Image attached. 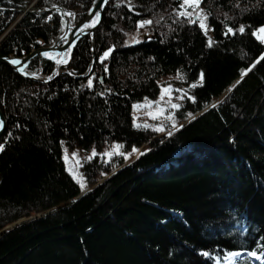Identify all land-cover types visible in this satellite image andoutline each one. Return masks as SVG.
<instances>
[{
	"label": "trees",
	"instance_id": "16d2710c",
	"mask_svg": "<svg viewBox=\"0 0 264 264\" xmlns=\"http://www.w3.org/2000/svg\"><path fill=\"white\" fill-rule=\"evenodd\" d=\"M35 1L64 6L79 22L96 0H0V57L26 55L63 31L58 13L24 11ZM181 2L132 0L129 8L110 0L94 36L78 42L70 72L49 83L0 65L8 119L0 233L57 208L2 232L0 264H215L201 250H264V43L251 34L264 24V0H206L207 36L177 15ZM139 19L159 23L138 29ZM229 26L236 35L223 34ZM139 31L141 42L132 43ZM28 69L50 75L55 64L37 57ZM201 70L203 86L189 88ZM178 73L171 82L196 97L181 100L178 120L227 95L171 136L135 127L133 106L157 98L160 80ZM62 141L98 153L114 143L125 153L145 150L129 163L119 154L85 160L91 190L71 202L85 190L66 169ZM238 264L255 263L245 256Z\"/></svg>",
	"mask_w": 264,
	"mask_h": 264
},
{
	"label": "snow or ice",
	"instance_id": "6c2138e0",
	"mask_svg": "<svg viewBox=\"0 0 264 264\" xmlns=\"http://www.w3.org/2000/svg\"><path fill=\"white\" fill-rule=\"evenodd\" d=\"M101 2V0H97V6L99 5V3ZM102 2L106 5L109 0H102ZM120 3H127L129 8H134V5L132 3V0H120ZM206 3V0H182L181 3L178 4L177 6V15L179 17L184 18L185 22L190 23V24H197L199 25V28L202 29L204 31V34L207 36L208 35V29L210 27L208 21H209V17L211 15L210 11L208 9H206L203 5ZM239 6V4H237V7ZM69 15H72V13H68ZM92 19H90L88 22H86L84 24V28H89V27H96L100 22H101V15L99 11H96L94 13H91ZM193 17H198L197 19H193ZM49 20L52 19V17H48ZM162 19V18H161ZM137 28H146L147 26H151L154 25L156 23H159L158 20H153V19H139L135 21ZM240 34H244L246 32V28L243 24L240 25L239 29H238ZM262 33H264V24L259 25L255 31H253L251 34L257 36V38L261 41V43H264V35H261ZM139 33H137L138 35ZM225 36L232 34L233 36L237 34V30L234 29L233 27L229 26L227 27V30L223 33ZM149 39H151V36H148ZM132 43H139L141 42L139 39H137V36L134 35L131 37ZM67 42V41H65ZM37 43L42 44L43 41H38ZM209 46L212 45V40L209 39L208 41ZM115 50V45H113L112 47L108 48L107 50L103 51L102 55H100L99 60L101 64H104L105 60L107 58L110 57L111 53ZM43 55L45 57H49L50 59H54L57 60V63L60 64H67L70 56H71V49L67 50L64 53H56V54H52L50 52H43ZM5 59H9L8 57H5ZM150 59H154L150 58ZM261 60H264V56L261 57ZM260 61L258 60L257 63H259ZM10 63L14 66L16 65H21L22 64V60L20 58H12L10 59ZM27 67V65H25V67H21L18 68V71L22 72L24 75H33L35 76L36 74L33 73H29L27 71H25V68ZM252 67H255V64L252 65ZM104 71L107 72V66L105 65L104 67ZM247 71H251V69H248ZM59 74V73H57ZM71 74V73H70ZM178 75H181L180 73H178ZM47 79L51 80L52 77L48 76ZM186 79V77H185ZM205 81V73L203 70L200 71L198 78L196 81L192 82L189 85V88L191 89H196L197 87H202L203 83ZM101 82H103V79L101 78ZM159 83V82H158ZM88 86L91 87L93 86V79H88ZM174 91H179L181 93H183L179 99L180 100H184V99H189L191 100L193 103L196 102V97L195 95H191L189 93H185L183 88H178V89H174L173 85L171 83L167 84V85H160V96H159V101H148V98L145 97V103L143 105L141 104H136L133 107L139 109L141 107H146L151 109L153 104H156L157 107L155 108V110H150L148 112V115L152 117V119H158L160 117H165L168 121L171 122L172 127L176 128L177 127V120H176V116L174 113L172 112H168L166 115V111H165V107H164V103H166L168 105V107H170L171 109H180L182 107V105L178 102H173V100L171 99V97L174 94ZM104 93H101V95H103ZM165 96H168L170 99H168L165 102ZM215 107V105H213ZM188 116H192V113H188ZM134 126L139 128V127H144V128H153L154 131L157 132H161V133H166L167 136H171L173 133L171 131H167L166 127L163 124H158L155 127H153V125L144 123L143 125H141L138 122L134 121ZM180 128H183L184 125L180 124L179 125ZM5 128V124L3 120H0V131H3ZM8 135L10 136L11 133L9 132ZM63 143V141L61 142ZM116 152H112V151H106L103 153H98L95 148H93L91 150V155H89L87 157L88 161L93 160L95 157L100 156L101 158L103 157H108V159H111V157L114 154H119V155H124L125 158H127L128 156L131 155L130 152L125 153V152H120V145H116ZM6 148V144L5 143H0V152L5 151ZM132 151L136 152L139 151L137 148H135V146L132 147ZM143 154V153H141ZM72 156L76 158V164L80 167H83V165L81 164V157H79L78 152L74 151L72 153ZM64 160L67 163L69 160V157L67 155V149H65V156H64ZM107 162V161H105ZM69 172L73 175V177L75 178L78 174L76 171L73 170V168H69ZM83 180L82 174H81V180L78 181L80 183V187L81 189L85 188V184L83 182H81ZM219 247V246H217ZM261 248L264 249V245H261ZM226 254L221 255L219 252L213 254L210 251L207 250H201V255L203 257H207L209 259H215L216 264H219L220 260L223 259L224 261L227 262V264H237V260L239 258H241L242 253L243 252H247V257H251V258H255L256 260H264V250L262 251H249L248 249H242V250H225Z\"/></svg>",
	"mask_w": 264,
	"mask_h": 264
},
{
	"label": "water",
	"instance_id": "95a60500",
	"mask_svg": "<svg viewBox=\"0 0 264 264\" xmlns=\"http://www.w3.org/2000/svg\"><path fill=\"white\" fill-rule=\"evenodd\" d=\"M110 1V0H109ZM109 3V2H108ZM108 3L105 5L102 0L99 3V5L97 6V0L95 1V3L91 6V8L88 10L86 16L84 17V19H82L79 22H76L74 20L73 22V12L69 9H67L64 6H55V7H42L36 10H27L30 12H51V13H58L65 21V28L64 30L55 38V40L49 44V45H41L39 47H37L36 49L32 50L29 54L23 55V56H6L9 59H5V57H0V65L4 64L9 66L11 69H13L15 72H17L18 74H20L21 76L27 78V79H31L33 81L36 82H41V83H49L51 82L53 79L61 76L62 74L65 73H69L70 71L68 70V67L72 61L73 58V53L74 50L78 44V42L83 39L84 37H88L91 36L93 37L95 32L97 31V29L101 26L102 22H103V18H104V13H105V9L108 5ZM5 7H0V10H5ZM96 11L100 12L101 15V22L96 26V27H89V28H84V24L86 22H88L90 19H92L91 13H94ZM68 13H72V15H69ZM145 40H148V36L145 37ZM67 41V42H65ZM136 44V43H135ZM71 49V56L70 59L68 61L67 64H60L57 63V60L54 59H50L49 57H45L43 55V52H50L52 54H56V53H64L67 50ZM37 57H42L46 60H49L51 62H53L55 64V69L53 71V73L51 74L52 79L49 80L47 79L48 76H46L44 74L43 69H41L39 72H34L31 71L29 68L30 63ZM12 58H20L22 60V64L21 65H12L10 63V59ZM25 65H27V67L25 68V71L29 72V73H35L36 75H24L22 72L18 71V68L21 67H25ZM59 73V74H57ZM77 78H81L83 77L82 75H77ZM227 95V92H225L221 97L218 98V100L211 105L213 106L214 104L218 103L220 100H222L224 98V96ZM211 106L207 107L206 109H204L203 111L199 112L198 114H196V116L194 118H192L190 121H188L187 123H185L184 125L188 124L189 122H191L192 120H194L196 117H198L202 112L206 111L208 108H210ZM0 120L4 121L5 124V128L3 131H0V139L5 135L7 128H8V119L6 117V115L4 114L3 110L0 107ZM180 129V128H179ZM91 189L89 190H85L84 192H82L81 194H79L77 197H75L74 199L71 200V202H74L76 200H78L79 198H81L82 196H84L87 192H89ZM57 209L56 207L53 209H49L45 212L39 213V214H33L30 217H24L19 219L18 221L9 224L8 226H6L2 232L11 229L17 225H20L34 217H40L44 214L50 213L53 210ZM1 232V233H2ZM0 233V234H1ZM245 254H247V252H243L242 256H244Z\"/></svg>",
	"mask_w": 264,
	"mask_h": 264
},
{
	"label": "rangeland",
	"instance_id": "374dc122",
	"mask_svg": "<svg viewBox=\"0 0 264 264\" xmlns=\"http://www.w3.org/2000/svg\"><path fill=\"white\" fill-rule=\"evenodd\" d=\"M35 3H36V1L33 2V3L29 6V8L25 9L24 11H25V12H30V11H27V10H28V9H29V10H36V9H39V8H34ZM38 12H39V11H38ZM196 18L198 19V17H196ZM63 20H64V19H63ZM74 20H75V19H74V16H73V22H74ZM64 28H65V21H64ZM63 30H64V29H63ZM142 32H143V31H139V32H137V33H139L138 35H137V33H135V34H133L132 36L136 35V36H137V39L142 40V36H143V35H142ZM261 35H264V33H262ZM132 36H131V37H132ZM130 40H131V39H130ZM52 73H53V72H52ZM52 73H51V74H52ZM51 74H50V75H46V76H51ZM178 79H180V75H178V74H177V75H170V76L163 77V78L160 80V83L163 84V85H167V84L171 83V84L173 85L174 89H178L179 87H178L177 85H174V84L171 82V81H176V80H178ZM181 95H182L181 92H179V91H174V94H173V96L171 97V99L173 100V102H178V103H180L181 100L179 99V97H180ZM159 96H160V94L158 95L157 98H154V99H148V101H159ZM168 99H170V98H169L168 96H165V102H166ZM217 100H218V99H216V101H217ZM145 102H146V101H143L142 103H139V104L143 105ZM135 105H136V104H135ZM156 107H157L156 104H153L151 109L146 108V107H141V108L137 109V108L134 107L133 115H134V117H135V122H138V123H140L141 125H143L144 123H147V124L153 125V127H155V126L158 125V124H163V125L166 127L167 131H171V132H173V131L178 130V129L180 128V127H179L180 124H183V125H184L185 123H187L188 121H190L192 118H194V117L196 116V114H195V115H192V116H190L188 119H185V120H178V119L176 118V120H177V127H176V128H173L171 122L168 121L165 117H160V118L154 120V119H152L151 116L148 115V112H149L150 110H153V111H154ZM164 107H165L166 115H167L168 112H172V113L175 114V110H176V109H171L170 107H168V105H167L166 103H164ZM168 128H170V129H168ZM165 134H166V133H161V132H159V136H162V135H165ZM116 145H117V143H114L113 145H111V146L106 147L105 149H103V151H100V153H103V152H106V151H112V152L115 153V152H116V147H115ZM62 146H63V161H64V163H65V166H66L67 171L69 172V168H73V170L77 172L78 175H77L75 178L73 177V175H72L70 172H69V173L71 174V176L76 180V182H77L79 185H80V183H79L78 181L81 180V174H82L83 180H82L81 182H83V183L85 184V188H84V190H89L90 188L87 189L88 185H87V182H86V180H85V176H84V174H83L82 167H80V166H78V165L76 164V158L72 156V153H73L74 151H77V152H78L79 157L82 158V159H81V164L83 165V162H84L85 160H87V157H88L89 155H91V150H90V151H83V150H81V149H79V148L73 150V149H71V148L68 146V144H67L65 141L63 142ZM65 149H67V155H68V157H69V160H68L67 163H66L65 160H64ZM95 150H96V149H95ZM138 150H139V151L133 152V153H131L130 156L127 157V158H128V159H127V160H128V163L131 162V161H132L133 159H135L136 157H138V155H140V154L145 150V147L143 146L142 148H140V149H138ZM96 151H97V150H96ZM119 151H120V149H119ZM120 152H121V151H120ZM106 158L108 159V157H106ZM103 181H104V179H101L99 183H102ZM91 188H92V187H91ZM242 258H244V257L241 256V258H239V259L237 260V264H238V261H240ZM220 262H221L222 264H225V261H224L223 259H221ZM253 262H254L255 264H263V263H264V260H256L255 258H253Z\"/></svg>",
	"mask_w": 264,
	"mask_h": 264
},
{
	"label": "bare ground",
	"instance_id": "6f19581e",
	"mask_svg": "<svg viewBox=\"0 0 264 264\" xmlns=\"http://www.w3.org/2000/svg\"><path fill=\"white\" fill-rule=\"evenodd\" d=\"M29 54V53H28ZM15 72V71H14ZM52 77H54V76H52ZM219 264H222L221 262H219ZM225 264H227V262L225 261Z\"/></svg>",
	"mask_w": 264,
	"mask_h": 264
}]
</instances>
